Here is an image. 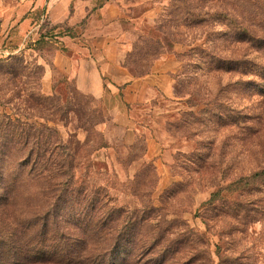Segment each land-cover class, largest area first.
<instances>
[{"label":"rangeland","instance_id":"obj_1","mask_svg":"<svg viewBox=\"0 0 264 264\" xmlns=\"http://www.w3.org/2000/svg\"><path fill=\"white\" fill-rule=\"evenodd\" d=\"M26 1L0 0V195L11 183L15 215L51 209L75 258L115 238L112 264H264V0H65L58 21L50 0ZM28 14L36 41L13 49L3 36ZM83 28L119 31L133 76L163 58L168 82L132 102L123 86L80 90L60 37Z\"/></svg>","mask_w":264,"mask_h":264},{"label":"crops","instance_id":"obj_2","mask_svg":"<svg viewBox=\"0 0 264 264\" xmlns=\"http://www.w3.org/2000/svg\"><path fill=\"white\" fill-rule=\"evenodd\" d=\"M28 8L31 3L29 0L26 1ZM93 0H87L88 5L92 3ZM20 4V3H19ZM26 4V3H24ZM82 4L79 6L81 7ZM85 5H83L84 8ZM35 5L32 7V9ZM68 5L65 0H50L47 3V14L48 17L53 21L61 20L62 17L66 15ZM109 3H105L103 7V12L107 11ZM87 10L84 15L79 19V23L86 25V22L94 19L86 17ZM29 13V12H28ZM106 14V13H105ZM78 15V14H77ZM76 15V16H77ZM95 16V15H94ZM70 19V17H69ZM31 17L24 16L19 20V29L13 36L6 33L3 39H18L17 43H12L11 47L13 49L20 48L24 39H31L32 42L36 41L34 32L28 30L31 22ZM74 19H70V22ZM77 17H76V19ZM76 21V22H77ZM103 29H82L75 31L74 35L69 34L61 36V39L71 40V44L68 45L66 42L65 46H68L70 55L67 56V63L70 65L72 76L75 79V84L77 88L82 91H87L95 97H105V95H118L117 91L107 87L113 86H123L122 91L125 93L128 102H132L137 98L139 94L142 95L143 89L146 85L148 87H159L163 88L165 83L168 82L167 73L171 71V67L167 66L166 61L163 58L157 59L151 70L144 74L133 76L131 75L126 66L123 64L124 55L129 49V45L126 44L125 40L121 39L118 35L119 31H102ZM34 36V37H32ZM74 39V40H73ZM170 70V71H169ZM105 81L107 84L105 85ZM110 89V91H109ZM116 90H118L116 88ZM126 100V101H127ZM124 103L117 102L116 113H125L126 107L120 105Z\"/></svg>","mask_w":264,"mask_h":264},{"label":"trees","instance_id":"obj_3","mask_svg":"<svg viewBox=\"0 0 264 264\" xmlns=\"http://www.w3.org/2000/svg\"><path fill=\"white\" fill-rule=\"evenodd\" d=\"M23 135L19 134L20 139ZM0 152H4V150L0 149ZM14 152L20 156V162L17 163L18 169L21 172L24 170L25 175L34 176V168H26L25 162L29 154L25 153L24 148L19 146L14 148ZM23 158L25 159L22 160ZM60 169L61 166L57 170L60 171ZM41 170L38 172L41 173ZM10 186L11 183L4 184L3 193L0 195V210H2L0 217V264H39L46 262L58 264H112L109 260L105 261L103 256L115 250L117 239L114 238V241L108 244L111 249L100 243L91 247L81 243L78 252L82 253L75 258L65 242L53 241V238H55L53 235L57 233L58 228L48 231L47 217L51 209L27 220L18 218L15 215L16 213L12 209L14 200L8 193ZM107 219L108 216L103 221V227L98 229L99 232L107 229L111 233L114 230L112 227H106ZM51 238L52 240H50ZM59 238L63 237L60 236ZM96 251L97 255H95Z\"/></svg>","mask_w":264,"mask_h":264}]
</instances>
